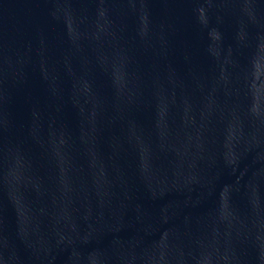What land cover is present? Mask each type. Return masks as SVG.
Here are the masks:
<instances>
[{"label":"water","instance_id":"1","mask_svg":"<svg viewBox=\"0 0 264 264\" xmlns=\"http://www.w3.org/2000/svg\"><path fill=\"white\" fill-rule=\"evenodd\" d=\"M0 264H264V0H0Z\"/></svg>","mask_w":264,"mask_h":264}]
</instances>
